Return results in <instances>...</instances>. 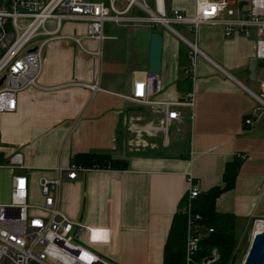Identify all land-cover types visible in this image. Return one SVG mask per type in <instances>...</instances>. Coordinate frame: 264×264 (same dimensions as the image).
<instances>
[{"label":"crops","instance_id":"0c3cea01","mask_svg":"<svg viewBox=\"0 0 264 264\" xmlns=\"http://www.w3.org/2000/svg\"><path fill=\"white\" fill-rule=\"evenodd\" d=\"M116 1L124 17H145L129 0L120 6ZM141 1L154 5L153 0ZM226 1L220 19L236 17L249 0ZM164 6L168 13L178 9L193 14L196 0H164ZM54 26L53 20L46 24ZM172 26L174 30L156 24L153 30L145 20H111L105 23L106 38L98 43L84 37L83 21L64 20L55 35L35 38L36 43L46 40L39 86L19 92L14 111L0 112V165L19 151L36 182L71 165L75 153H108L127 161L125 169L84 167L76 179L64 181L61 191L62 209L88 223L85 244L114 264H164L172 221L182 199L188 198L190 180L200 194L222 187L226 165L234 159L240 160L234 186L217 196L216 211L234 214L243 237L252 222L257 221L255 231L258 219H264V112L250 124L244 122L257 104L251 91L258 92L264 81L260 61L250 78L256 35L226 37L222 23H201L196 32L185 23ZM153 31L163 35V88L155 96L158 103L132 105L133 81L150 72ZM71 37H81L83 48L99 49L100 54L88 53ZM189 41L195 42L196 51ZM182 45L189 47L195 63L189 90L194 104L177 105L180 117L167 132L146 130L160 125L164 102L183 101L188 93L187 72L179 68ZM92 84L98 88L91 89ZM0 169L9 174L10 185L18 170Z\"/></svg>","mask_w":264,"mask_h":264},{"label":"built area","instance_id":"2783aa9c","mask_svg":"<svg viewBox=\"0 0 264 264\" xmlns=\"http://www.w3.org/2000/svg\"><path fill=\"white\" fill-rule=\"evenodd\" d=\"M153 1L154 8L145 1L137 3L129 0V6L136 3L146 13L145 17L130 18L123 16L125 11L115 8L114 0L109 4L89 0H0V112L14 111L19 92L39 86L46 40L36 43L35 38L41 34L55 35L64 20L83 21L84 37L98 43L106 38L105 23L111 20H145L171 30H174L172 24L179 22L187 24L192 32H196L201 23H222L226 37H249L254 32V57L257 61L264 62V0H249L247 7L239 15L226 19L219 18V12L226 9V0H196V10L193 14H184L178 9L168 13L164 0ZM227 12L233 14L232 9H227ZM51 20L55 22L52 29L46 27L47 22ZM71 38L83 48L81 37ZM188 44L192 52L197 50L195 42L189 41ZM33 47L35 49L31 50ZM83 49L88 53L100 54L99 49ZM188 72L193 80L194 61L191 62ZM88 86L93 90L98 88L96 84ZM132 86L130 100L140 105L151 106L158 103L155 96L163 88L159 73L148 72L143 79L134 80ZM251 93L257 104L250 117L244 119L247 124L264 112V81L261 82L258 92ZM181 104L193 106L191 91L183 101L164 102L165 116L160 125L145 126V129H161L167 132L170 122L179 119L177 105ZM0 166L18 170L11 176L8 200L0 201V264H114L85 244L83 235L88 223L71 218L61 206L64 181L76 179L78 172L84 167L72 163L68 167H57L53 176H40L36 186L41 202L32 203V177L25 170L22 154L19 151L13 152L6 163ZM199 194L198 185L190 180L189 202L182 208L187 217L185 264H212L218 258L214 250L201 260L195 259L203 232H200L201 216L192 211L191 199ZM258 222L260 229L257 231H264V219H259ZM206 230L211 232L213 229Z\"/></svg>","mask_w":264,"mask_h":264},{"label":"trees","instance_id":"16d2710c","mask_svg":"<svg viewBox=\"0 0 264 264\" xmlns=\"http://www.w3.org/2000/svg\"><path fill=\"white\" fill-rule=\"evenodd\" d=\"M146 16L144 11L139 12ZM153 30H156V24L152 23ZM189 47L182 45L179 50V68L187 72L185 78L191 89V81L188 73L190 68ZM73 163L85 168H104V169H125L127 161L125 159L113 158L108 153L80 152L73 155ZM240 160L234 159L226 165L223 175L224 186H215L203 194H199L192 201V211L201 216V223L205 229L212 228L211 232L205 230L200 240V249L195 256L196 260L210 255L214 250L218 258L212 264H234L237 258L238 239L235 235L236 216L232 213H222L216 211L215 201L217 196L224 190L231 189L234 186V179L237 174ZM185 196L181 204L187 203ZM182 205H180L182 207ZM175 214L170 232L164 248V264H183L184 263V245L186 231V216L181 211Z\"/></svg>","mask_w":264,"mask_h":264},{"label":"water","instance_id":"95a60500","mask_svg":"<svg viewBox=\"0 0 264 264\" xmlns=\"http://www.w3.org/2000/svg\"><path fill=\"white\" fill-rule=\"evenodd\" d=\"M163 35L159 31H153L150 39V63L149 71L157 72L161 71V56H162ZM35 47L31 48L34 50ZM257 60L252 59L249 63V70L251 73L250 78L255 75V67ZM2 79L0 80V83ZM132 105H138L136 101H131ZM243 264H264V231H255L251 240V244L248 253L243 261Z\"/></svg>","mask_w":264,"mask_h":264},{"label":"rangeland","instance_id":"374dc122","mask_svg":"<svg viewBox=\"0 0 264 264\" xmlns=\"http://www.w3.org/2000/svg\"><path fill=\"white\" fill-rule=\"evenodd\" d=\"M139 1H141V0H139ZM123 2H124L123 0H117L116 5L120 6ZM148 2L154 8L153 3L151 1H148ZM132 5H134L135 7H139V5H137L136 3H133ZM2 162L5 163L4 160ZM8 181H9V174L6 171L3 172L0 169V201H6L9 198L10 185H9ZM32 187H33V192L31 195V202L32 203H40L41 199H40V196L38 195V192H37V186H36L35 179L34 180L32 179ZM255 222H257V221L252 222L251 226L248 227L244 237H243V235H244L243 229L235 228V233H236L237 239L239 241L237 243V258H236L234 264H243V261L247 255V253H248V250H249V247L251 244V240H252L253 233H254L253 226H255ZM184 261H185V259H184Z\"/></svg>","mask_w":264,"mask_h":264},{"label":"bare ground","instance_id":"6f19581e","mask_svg":"<svg viewBox=\"0 0 264 264\" xmlns=\"http://www.w3.org/2000/svg\"><path fill=\"white\" fill-rule=\"evenodd\" d=\"M134 2H137V3H139L138 2V0H134ZM162 6H161V1H160V8H161ZM155 16V15H154ZM155 18H157L156 16H155ZM158 19V18H157ZM260 229V226L259 225H257L256 227H255V231H257V230H259Z\"/></svg>","mask_w":264,"mask_h":264}]
</instances>
